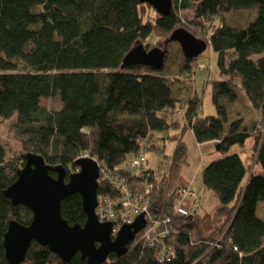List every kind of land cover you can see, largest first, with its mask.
Masks as SVG:
<instances>
[{"label":"trees","instance_id":"obj_1","mask_svg":"<svg viewBox=\"0 0 264 264\" xmlns=\"http://www.w3.org/2000/svg\"><path fill=\"white\" fill-rule=\"evenodd\" d=\"M145 5L140 0H0V120L14 117L23 149L68 174L86 154L117 170L141 147L146 152L155 147L148 143L155 133L171 130L169 116L185 98L184 127L199 144L213 142L221 154L202 173L203 186L218 205L209 214L177 212L178 190L186 186L180 172L187 147L175 140L161 177L153 169L150 175L123 170L134 186L153 184L149 209L156 218L170 219L166 241L176 250L175 258L161 262V246H150L141 231L125 255L111 254L103 264H264V141L253 137L255 125L244 117L231 118L228 108L243 99L239 80L244 98L264 120V0H173L171 13H157L154 22L144 20ZM177 7L193 10L199 23L221 20L202 39L217 56L220 76L228 77L213 80L215 116H200L202 98L189 89L180 92L176 79L167 75V59L159 70L121 68L127 53L152 35L169 36L167 44L181 28ZM244 10H255L246 25L228 22L231 14ZM191 63L184 56L180 71ZM53 97L61 101L60 109L42 106V99ZM251 137L261 172L249 175L232 148ZM25 155L7 159L0 144V264H7L3 241L9 222L29 225L33 218L29 208L13 205L4 194L25 165ZM102 187L98 192H111ZM61 213L71 225L86 223L80 194L66 198ZM23 264L88 263L79 254L65 262L33 242Z\"/></svg>","mask_w":264,"mask_h":264},{"label":"water","instance_id":"obj_2","mask_svg":"<svg viewBox=\"0 0 264 264\" xmlns=\"http://www.w3.org/2000/svg\"><path fill=\"white\" fill-rule=\"evenodd\" d=\"M151 6L159 15H168L173 0H140ZM170 42H177L187 59L198 58L208 48V43L183 28L173 32ZM168 50L160 47L147 50L143 44L134 46L125 56L122 69L142 66L161 69ZM1 93V89H0ZM78 172L68 174L63 166H52L38 154L25 155V165L17 171L16 181L4 191L13 205H23L33 213L29 225L11 220L5 233L3 246L7 264H23L27 253L36 242L47 247L61 260L70 262L79 254L88 264H103L111 254L125 255L145 228V215L141 214L131 225L121 228L115 238L113 225L100 222L96 214L100 167L92 157L77 160ZM56 173V177L51 175ZM73 194H80L86 223L71 225L62 216V202Z\"/></svg>","mask_w":264,"mask_h":264},{"label":"rangeland","instance_id":"obj_3","mask_svg":"<svg viewBox=\"0 0 264 264\" xmlns=\"http://www.w3.org/2000/svg\"><path fill=\"white\" fill-rule=\"evenodd\" d=\"M142 10L145 21H155L158 15L155 9L151 6L145 5ZM177 11L182 19L180 27L188 30L199 39L205 40L208 32L216 27L221 21L220 19L214 18L207 23H199L194 18L193 10H185L177 7ZM254 16L255 10H244L231 14L227 19L231 24L244 26ZM168 37L169 36L154 34L146 41L142 42V44L147 50H152L156 47L168 50V56L166 58L168 60L166 66L168 67L167 75L176 79V84L179 85V87H182L180 90L182 94H186V91H188L187 89H189L191 94L196 93L202 98L203 105L200 116L206 117L217 115L215 105L212 101V83L216 80L228 78L227 76H220L217 68V56L207 48V50L198 58L191 59L192 63L190 68L180 71V67H182V59L184 57L182 49L177 42L166 44ZM235 83L238 91L243 95V99L229 105L228 108L231 113V118L244 117L246 124L250 125V127L255 125L256 129H253V137H258L259 142L261 143L264 141V120L261 117V113L253 108L248 100L244 98V92L242 91L240 81L236 80ZM184 103L185 98L181 101L182 106H178L179 108H177L176 111H172L171 115L169 114V117L174 123L171 130L163 133H155L151 142L148 143L155 145V147H152L149 149L150 151L148 150L146 152L147 164L149 169H153L161 177V175L169 168L170 157L175 148V140L184 142L187 147V157L180 172L183 184H186L187 187L199 190L197 191L199 193V201L201 202L199 211L209 214L214 212V209L218 205V200L212 192L205 189L203 186L202 173L206 166L212 161L220 158L221 154L216 152L213 142L212 144H206L205 146L202 144L200 145L196 141L193 132L190 133L189 131L191 130L186 125L184 127ZM41 104L48 110H58L61 108V101L58 97L44 98L42 99ZM14 125V117L5 121L0 120V144L6 149V158L11 160L21 157L23 154H28V152L23 149L22 137L18 134ZM253 137H251L244 146H235L232 148V152H239L241 154L242 159L248 168L249 175L258 169L257 146ZM83 157L91 156L86 154ZM22 167L23 165L21 164L19 168ZM78 170V168H70L69 174L76 173ZM239 201L240 198L236 204L239 203ZM261 204L264 206L263 202H261ZM261 209L264 211V207ZM219 240L220 237L218 238V241Z\"/></svg>","mask_w":264,"mask_h":264},{"label":"built area","instance_id":"obj_4","mask_svg":"<svg viewBox=\"0 0 264 264\" xmlns=\"http://www.w3.org/2000/svg\"><path fill=\"white\" fill-rule=\"evenodd\" d=\"M99 187H108L111 192H98V206L96 214L100 222H110L113 225L112 236L115 237L125 225H131L141 214L145 215L146 226L142 230L143 238L150 246H161L158 259L161 262L175 258L176 250L167 244L170 230L167 224L169 218H156L149 209V197L153 190V184L148 183L144 187L134 186L124 175L127 168L135 173L146 171L150 175L147 164L146 149L141 147L138 154L129 158L125 163L116 167L117 170H109L101 165ZM201 202L199 193L192 187L182 186L178 190L176 210L179 214L188 215L199 211Z\"/></svg>","mask_w":264,"mask_h":264},{"label":"crops","instance_id":"obj_5","mask_svg":"<svg viewBox=\"0 0 264 264\" xmlns=\"http://www.w3.org/2000/svg\"><path fill=\"white\" fill-rule=\"evenodd\" d=\"M190 133L192 132V131H189ZM188 133V132H187ZM206 144H212V142H208V143H205V144H202L203 146H205ZM214 144V143H213ZM201 145V144H200ZM256 172H261V169L258 167V169H256ZM197 191H199V190H197Z\"/></svg>","mask_w":264,"mask_h":264}]
</instances>
